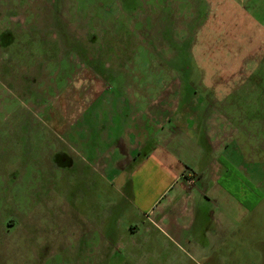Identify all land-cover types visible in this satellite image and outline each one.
<instances>
[{
  "label": "rangeland",
  "instance_id": "374dc122",
  "mask_svg": "<svg viewBox=\"0 0 264 264\" xmlns=\"http://www.w3.org/2000/svg\"><path fill=\"white\" fill-rule=\"evenodd\" d=\"M215 4L0 0V264H121L117 139L134 103L169 83L183 97L232 96L229 107L246 115L233 113V126L249 133L230 144L256 156L264 39L234 38ZM130 221L120 216L123 234ZM147 253L124 260L208 264Z\"/></svg>",
  "mask_w": 264,
  "mask_h": 264
},
{
  "label": "crops",
  "instance_id": "0c3cea01",
  "mask_svg": "<svg viewBox=\"0 0 264 264\" xmlns=\"http://www.w3.org/2000/svg\"><path fill=\"white\" fill-rule=\"evenodd\" d=\"M213 2L234 38L264 39V0ZM168 85L134 103L138 112L117 139V219L137 220L124 234L117 220V258L127 264L146 250L154 258L264 264V145L250 146L249 159L247 144H230L249 133L233 126L240 113L227 103L232 96L183 97ZM150 179L159 184L151 192Z\"/></svg>",
  "mask_w": 264,
  "mask_h": 264
}]
</instances>
